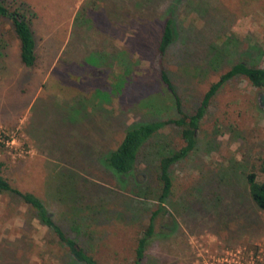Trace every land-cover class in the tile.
<instances>
[{"label": "rangeland", "instance_id": "1", "mask_svg": "<svg viewBox=\"0 0 264 264\" xmlns=\"http://www.w3.org/2000/svg\"><path fill=\"white\" fill-rule=\"evenodd\" d=\"M11 0H7L9 2ZM13 1V0H12ZM34 16L36 62L24 66L0 18V172L40 199L66 237L98 264H264V210L244 175L264 158L262 89L223 82L168 168L170 193L137 239L157 196L158 158L181 144L166 123L140 147L129 175L104 158L135 122L191 114L234 63L264 68V0H15ZM166 18L173 38L159 56ZM0 264H83L18 196L0 194Z\"/></svg>", "mask_w": 264, "mask_h": 264}, {"label": "trees", "instance_id": "2", "mask_svg": "<svg viewBox=\"0 0 264 264\" xmlns=\"http://www.w3.org/2000/svg\"><path fill=\"white\" fill-rule=\"evenodd\" d=\"M33 16L34 13L28 9L22 1L11 0L7 2V0H0V18L6 19L10 22L13 33L18 40L19 60L26 67H32L36 62L35 43L31 28V20ZM173 33L172 20L166 18L157 44V53L159 56L164 53L168 45L171 43ZM159 74L161 80L175 96V103L179 116L172 120L135 122L128 125L119 143L113 150L109 151L104 158V162L111 167L113 172L123 176L129 175L134 170L138 150L147 139L153 136L154 133L166 123L172 122L179 127V135L182 144L176 150L162 154L158 158L157 178L160 186L157 201L159 207L151 212L147 227L137 239L135 249L137 259L142 256L146 241L152 234L153 218L163 207V204L166 202L170 193L171 181L168 175V168L173 163L183 159L194 149L196 144L195 130L198 128V123L205 111L209 99L217 88L230 77L239 74L244 76L252 86L264 91V68L246 65L243 62H237L227 71L220 74L218 79L209 85L198 106L191 114H186L180 111L176 94L172 85L169 83L163 68L159 69ZM258 170L262 173L261 179H257L254 169L248 171L244 175V179L249 198L257 208L264 210V158L259 161ZM1 193L16 195L27 204L33 210L38 221L41 224L48 226L55 233L58 241L67 247L69 253L76 261L82 262L83 264H98L89 255L85 254L76 242L65 236L59 226L52 221L49 213L39 198L32 193L21 192L12 187L0 172V194ZM138 263V260L134 261V264Z\"/></svg>", "mask_w": 264, "mask_h": 264}, {"label": "water", "instance_id": "3", "mask_svg": "<svg viewBox=\"0 0 264 264\" xmlns=\"http://www.w3.org/2000/svg\"><path fill=\"white\" fill-rule=\"evenodd\" d=\"M258 106L264 109V91H261L257 98Z\"/></svg>", "mask_w": 264, "mask_h": 264}]
</instances>
